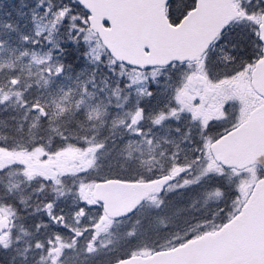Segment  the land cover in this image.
<instances>
[{
	"label": "rangeland",
	"instance_id": "1",
	"mask_svg": "<svg viewBox=\"0 0 264 264\" xmlns=\"http://www.w3.org/2000/svg\"><path fill=\"white\" fill-rule=\"evenodd\" d=\"M18 2L0 0V130L8 132L7 136L0 134V160H6L3 165L8 161L24 164L25 159L32 162L29 155L36 162L43 156L57 158L64 153L73 156L67 152L78 148L81 153L74 156L75 162L93 160L95 184L106 178H103L108 168L106 160L113 159L108 156L104 160L106 150L110 155L108 150L115 153L128 148L127 151L137 153L140 162L145 161L147 148L154 146L155 130L162 124L157 123L156 115L160 116V111L166 108L167 99L175 100L171 109L175 112L170 114H179V105L186 98L183 79L193 67L152 73L128 70L108 55L78 9L70 13L68 10L67 15L55 13L46 2L39 7ZM241 7L244 20L253 22L247 24L250 33L241 36L243 49L235 56L232 45L224 51L220 45L213 56L220 66L233 64L244 72L248 69L247 58L252 60L258 55L255 45L250 43V34H258L253 26L260 25L264 0H245V6ZM68 16L70 25L65 28ZM71 115L77 116L80 125L85 126L83 133L75 131L63 138L58 130L49 131L62 121L70 123ZM19 120L21 125L17 127L14 122ZM81 126L77 127L81 129ZM14 131L18 134L16 138ZM35 134L54 148L39 149L41 141ZM25 139L29 140L28 151L16 146L8 149L10 141L13 146L14 141ZM113 156L115 162L110 164L120 165L121 157ZM10 164L3 169L8 170ZM213 171L188 170L194 179L191 186L182 184L181 179L166 198L149 205L151 213L124 225L133 232L129 236L131 241L139 229H142V241L155 231H170L174 234L171 241L178 243L220 226L225 214L238 210L240 204L234 197L246 185L233 183L224 176L219 178L224 189L221 186L222 192H216L209 185L215 182ZM16 195L14 190L13 198ZM167 206L171 213H166ZM188 217L193 221L191 224L185 222Z\"/></svg>",
	"mask_w": 264,
	"mask_h": 264
},
{
	"label": "flooded vegetation",
	"instance_id": "2",
	"mask_svg": "<svg viewBox=\"0 0 264 264\" xmlns=\"http://www.w3.org/2000/svg\"><path fill=\"white\" fill-rule=\"evenodd\" d=\"M190 4V0L170 2L168 16L173 24L184 19L191 10ZM237 6L243 11L241 6H245V0H237ZM242 35L248 33L243 31ZM176 67H193L187 70L183 79L186 98L178 104L181 107L179 114H170L175 112L171 110L175 100L167 99L166 108L160 111V116L156 115L157 121L162 124L160 129L155 130L152 137L154 146L147 148L145 161L140 162L137 153L127 151L128 148L121 151L120 169L131 177L138 176L135 181L150 182L167 176H176L179 181L181 178L188 179L185 175L191 169L221 171L222 167L211 155L212 144L242 126L251 112L264 103L254 92L247 69L243 72L239 68L223 67L220 62L210 60L156 72H168ZM40 141L39 149L45 151L54 148L47 146L41 137ZM77 149L67 152L73 156L65 153L57 158L43 156L39 162L31 155L32 162L25 159L24 164L8 161L3 165L6 160H0V177L7 178L11 198L6 212L0 206L2 214L11 221L9 232L0 237V251L2 242L6 240L11 241L14 247L6 253L5 259L0 253V264H117L176 247L169 233L166 237H159L154 232L145 236L143 241V234H137V241L132 243L129 238L133 235L131 228L116 226L96 202L93 160L75 162L74 156L81 153V149ZM9 164L11 167L4 170L3 167ZM213 174L215 186L218 187V174ZM236 177L246 185V192H239L238 197V202L243 204L232 218L216 230L241 213L250 197L249 182L256 184L264 179V165L237 171ZM169 189H166L163 197ZM14 190L17 195L13 198ZM163 197H154L150 201ZM141 212L139 210L138 213ZM24 229L26 243L22 262L19 263L14 256L17 242L15 233ZM69 255L70 258L66 259Z\"/></svg>",
	"mask_w": 264,
	"mask_h": 264
},
{
	"label": "water",
	"instance_id": "3",
	"mask_svg": "<svg viewBox=\"0 0 264 264\" xmlns=\"http://www.w3.org/2000/svg\"><path fill=\"white\" fill-rule=\"evenodd\" d=\"M196 8L174 27L166 15L170 0H74L89 15L91 31L110 56L131 69L147 71L175 63L196 62L240 14L236 0H196ZM263 58L253 74L254 90L264 98V15L259 27ZM214 158L226 168L244 169L264 163V106L249 121L212 147ZM173 180L154 183L109 181L95 188V198L107 215L120 220L134 214L144 201L161 194ZM250 212H255L251 217ZM264 181L243 214L220 232L204 236L166 254L121 264H264ZM260 221L250 225V219ZM8 222L0 216V234Z\"/></svg>",
	"mask_w": 264,
	"mask_h": 264
},
{
	"label": "trees",
	"instance_id": "4",
	"mask_svg": "<svg viewBox=\"0 0 264 264\" xmlns=\"http://www.w3.org/2000/svg\"><path fill=\"white\" fill-rule=\"evenodd\" d=\"M43 2H46V5L52 11H54L55 13H60V14L62 12H66L68 15V10L70 13V11L76 8L84 16V19H87V16L83 12V10L79 8L77 5H75L71 0H19L18 3H21L29 7H31V5L34 4L39 7ZM68 25H70L69 16L64 21V27L66 28ZM66 32L67 30H65V33ZM73 37L76 38L75 35H73ZM221 44L224 46V50L227 49L230 45H232L233 48L236 49L235 53H238L241 49H243V39L241 37L240 30L237 29L236 31L234 30L230 31L228 34L224 36V38L221 41ZM65 47L66 49H68L69 46H65Z\"/></svg>",
	"mask_w": 264,
	"mask_h": 264
},
{
	"label": "snow or ice",
	"instance_id": "5",
	"mask_svg": "<svg viewBox=\"0 0 264 264\" xmlns=\"http://www.w3.org/2000/svg\"><path fill=\"white\" fill-rule=\"evenodd\" d=\"M25 39H27L26 37H25ZM135 122V121H134ZM159 121H157V123H158ZM49 243H51V241H49ZM38 247H40V245L38 244L37 245ZM75 250L73 249V252H74ZM71 255V254H70ZM70 255H69V257H67L66 259H68V258H70Z\"/></svg>",
	"mask_w": 264,
	"mask_h": 264
}]
</instances>
